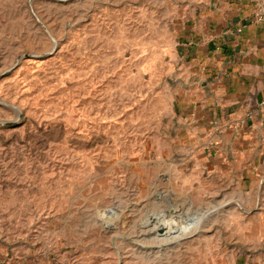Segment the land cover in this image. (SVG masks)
I'll return each mask as SVG.
<instances>
[{
  "label": "rangeland",
  "instance_id": "374dc122",
  "mask_svg": "<svg viewBox=\"0 0 264 264\" xmlns=\"http://www.w3.org/2000/svg\"><path fill=\"white\" fill-rule=\"evenodd\" d=\"M209 0H0V264H233L196 192L181 52Z\"/></svg>",
  "mask_w": 264,
  "mask_h": 264
},
{
  "label": "crops",
  "instance_id": "0c3cea01",
  "mask_svg": "<svg viewBox=\"0 0 264 264\" xmlns=\"http://www.w3.org/2000/svg\"><path fill=\"white\" fill-rule=\"evenodd\" d=\"M264 0H209L180 50L179 122L196 192L222 200L242 253L264 264Z\"/></svg>",
  "mask_w": 264,
  "mask_h": 264
},
{
  "label": "built area",
  "instance_id": "2783aa9c",
  "mask_svg": "<svg viewBox=\"0 0 264 264\" xmlns=\"http://www.w3.org/2000/svg\"><path fill=\"white\" fill-rule=\"evenodd\" d=\"M264 21V11L260 10L256 15H255V23H261Z\"/></svg>",
  "mask_w": 264,
  "mask_h": 264
}]
</instances>
